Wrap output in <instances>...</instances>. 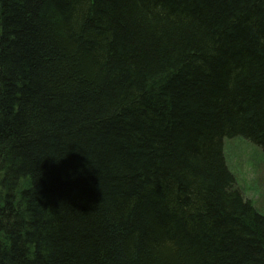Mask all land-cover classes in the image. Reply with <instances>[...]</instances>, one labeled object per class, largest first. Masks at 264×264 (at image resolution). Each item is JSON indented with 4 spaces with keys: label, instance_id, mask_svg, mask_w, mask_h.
<instances>
[{
    "label": "trees",
    "instance_id": "1",
    "mask_svg": "<svg viewBox=\"0 0 264 264\" xmlns=\"http://www.w3.org/2000/svg\"><path fill=\"white\" fill-rule=\"evenodd\" d=\"M233 137L264 0H0V264H264Z\"/></svg>",
    "mask_w": 264,
    "mask_h": 264
},
{
    "label": "rangeland",
    "instance_id": "2",
    "mask_svg": "<svg viewBox=\"0 0 264 264\" xmlns=\"http://www.w3.org/2000/svg\"><path fill=\"white\" fill-rule=\"evenodd\" d=\"M226 160L246 199L264 213V151L243 137L225 138Z\"/></svg>",
    "mask_w": 264,
    "mask_h": 264
}]
</instances>
